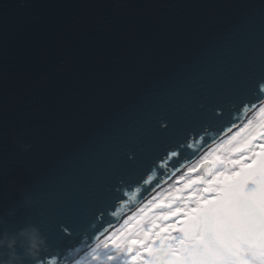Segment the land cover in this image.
Instances as JSON below:
<instances>
[{
	"label": "water",
	"instance_id": "water-1",
	"mask_svg": "<svg viewBox=\"0 0 264 264\" xmlns=\"http://www.w3.org/2000/svg\"><path fill=\"white\" fill-rule=\"evenodd\" d=\"M262 5L0 0V238L36 227L72 264L241 127Z\"/></svg>",
	"mask_w": 264,
	"mask_h": 264
},
{
	"label": "snow or ice",
	"instance_id": "snow-or-ice-1",
	"mask_svg": "<svg viewBox=\"0 0 264 264\" xmlns=\"http://www.w3.org/2000/svg\"><path fill=\"white\" fill-rule=\"evenodd\" d=\"M257 100L264 104V82L257 86ZM254 139L255 133L244 145L250 148L251 155L246 159L251 163L233 161L240 165L239 170L221 172L208 181L194 206L177 208L162 217L183 216L161 229L178 235L169 236V242L160 246L155 241L140 242L143 251L134 261L147 253L143 264H264V144L251 145ZM169 155L176 157L178 152ZM63 231L70 234L67 228ZM156 239H160L159 234Z\"/></svg>",
	"mask_w": 264,
	"mask_h": 264
},
{
	"label": "rangeland",
	"instance_id": "rangeland-1",
	"mask_svg": "<svg viewBox=\"0 0 264 264\" xmlns=\"http://www.w3.org/2000/svg\"><path fill=\"white\" fill-rule=\"evenodd\" d=\"M261 108H264V104L241 127L198 159L185 175L176 177L166 187L155 192L109 235L97 242L72 264H131V260L143 251L136 254L134 246L137 243L133 241L149 242L150 237L154 236L152 241H155L157 246L169 242L167 236H163L166 232H161L162 228L158 223L166 221L172 224L182 219L183 216L172 217V219L162 217L177 208L194 206L195 198L203 193L204 188L208 187V181L221 172L232 173L239 170L240 165L232 163L233 161L251 163L250 159H246L251 155L250 148L244 145L253 133L256 134V139L250 141L251 145L264 144V135H262L264 133V112ZM216 157H219V160ZM194 180L199 183L192 184ZM157 205L161 206L157 207ZM153 225L157 227L154 228ZM157 234L160 235L159 240L156 239ZM144 255V260H146L147 253Z\"/></svg>",
	"mask_w": 264,
	"mask_h": 264
},
{
	"label": "clouds",
	"instance_id": "clouds-1",
	"mask_svg": "<svg viewBox=\"0 0 264 264\" xmlns=\"http://www.w3.org/2000/svg\"><path fill=\"white\" fill-rule=\"evenodd\" d=\"M21 143L23 151L32 145ZM47 248V241L36 227L22 230L18 235L4 234L0 238V264H41L40 256Z\"/></svg>",
	"mask_w": 264,
	"mask_h": 264
},
{
	"label": "trees",
	"instance_id": "trees-1",
	"mask_svg": "<svg viewBox=\"0 0 264 264\" xmlns=\"http://www.w3.org/2000/svg\"><path fill=\"white\" fill-rule=\"evenodd\" d=\"M170 223L171 222H160V223H158L159 224V227H161V228H165V227H167L168 225H170ZM144 229H146V228H144ZM143 229V230H144ZM166 235H163V236H167V238H169V236H177L178 235V233H176V232H166L165 233ZM154 235V234H153ZM140 237L142 238V234L140 235ZM154 239V236L153 237H150V241L149 242H152V240ZM137 241H139V240H137ZM140 242L141 241H139L135 246H134V250L136 251V254L139 252V251H142L143 250V247H142V245H140ZM140 253V252H139ZM134 255V254H133ZM132 255V256H133ZM144 257H145V255H143ZM143 256H141V259L139 260V261H134V260H131V264H142L143 263V261H144V257Z\"/></svg>",
	"mask_w": 264,
	"mask_h": 264
},
{
	"label": "bare ground",
	"instance_id": "bare-ground-1",
	"mask_svg": "<svg viewBox=\"0 0 264 264\" xmlns=\"http://www.w3.org/2000/svg\"><path fill=\"white\" fill-rule=\"evenodd\" d=\"M248 118H250V117H248ZM193 164H194V163H193ZM193 164H192V165H193ZM189 168H190V167H189ZM187 169H188V168H187ZM187 169H186V170H187ZM184 170H185V169H184ZM184 170H183V172H184ZM174 179H175V178H174ZM173 181H174V180H173ZM165 187H166V186H165ZM163 188H164V187H163ZM163 188H161V189H163ZM161 189H160V190H161ZM158 191H159V190H158ZM158 191H156V192H158ZM151 196H152V195H151ZM151 196H150V197H151Z\"/></svg>",
	"mask_w": 264,
	"mask_h": 264
}]
</instances>
